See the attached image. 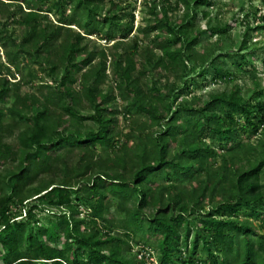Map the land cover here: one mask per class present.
<instances>
[{
  "label": "trees",
  "instance_id": "trees-1",
  "mask_svg": "<svg viewBox=\"0 0 264 264\" xmlns=\"http://www.w3.org/2000/svg\"><path fill=\"white\" fill-rule=\"evenodd\" d=\"M144 5L146 48L126 0H0V264H264V88L182 99L196 76L233 80L248 35L235 49L229 24L197 28L213 0ZM41 71L56 83L22 92Z\"/></svg>",
  "mask_w": 264,
  "mask_h": 264
},
{
  "label": "rangeland",
  "instance_id": "rangeland-1",
  "mask_svg": "<svg viewBox=\"0 0 264 264\" xmlns=\"http://www.w3.org/2000/svg\"><path fill=\"white\" fill-rule=\"evenodd\" d=\"M173 2L175 0H172ZM128 2L129 10L133 9L135 20H134V31L133 34H139V38L141 39V45L143 48L149 46V42L143 39L142 34L140 33V26L146 22L147 18V7L144 5V0H126ZM184 12V7H180L179 10H174L172 12V16L175 19H182V15ZM209 16L204 17L202 15V11L199 15V20L197 21V28L206 29L209 27V23L216 24H229V36L230 39L227 40V44H230V40H232V46L235 49H239L241 43L243 42L245 35H248V48L244 50L245 53L248 54L250 59V63L244 68H231V71L234 72V79L229 81H222L219 83H211L209 86H204V80L201 77L196 76V80L192 84L191 93L185 94L182 96L183 100L191 98L193 95L203 96L205 94L210 93L211 91L215 92H227L229 93L235 85H239L241 88V93L246 97H249L253 93L254 81L259 80L260 85L264 88V0H213V6L208 10ZM50 20L53 23H57V16L54 14L49 15ZM74 30L80 31L77 27L73 26ZM196 28V29H197ZM248 28H251L248 30ZM21 29L17 27V33H20ZM131 35V36H132ZM86 36V35H85ZM85 42L89 43V46L96 50L101 51L105 50L107 54L109 53V46L113 43L106 42L100 37L87 36L85 37ZM92 38V39H91ZM94 38V39H93ZM202 41L213 42L218 39V35H212L211 32H207L202 35ZM228 49V48H227ZM159 53V51H157ZM0 55L4 59L3 49L0 48ZM100 58H97L93 65L99 62ZM143 58H140L142 61ZM111 57L107 59V70L108 79L106 83L102 86L103 89H108L109 86H114L112 81V77L114 75V67ZM30 67L33 71L38 72V66L33 65L30 61L24 60L22 72L24 75H27ZM90 67L85 70H91ZM84 69H77L75 74L78 77L79 81L74 86L76 90H79L80 81L82 80ZM21 77V74H19ZM18 80V75L15 76ZM28 78V76H26ZM14 78V77H13ZM13 80V79H11ZM27 80V79H26ZM41 80L49 81L50 83H56V81L52 77H48V75L44 72H39V76L37 81H35L34 85L30 82L25 83L21 86L22 92H37V88L41 82ZM146 80V79H145ZM206 98V97H205ZM264 99V96H263ZM119 101V105L122 107L123 103L121 100ZM84 109V108H83ZM86 111V110H85ZM84 111V112H85ZM133 115L119 114L120 125L125 129V132L129 131L130 125L132 124ZM256 139L253 138V141ZM65 160L68 164L74 165L77 162V156L75 154H69L66 156ZM60 179L58 178L57 181ZM33 197L32 199H34ZM50 213L48 210L42 213H38V218L43 221V218ZM85 213V212H84ZM255 225L258 228L260 234H264V219L256 220ZM133 242V252H137L139 250V246L134 245ZM150 254V258H154L156 260V251H148Z\"/></svg>",
  "mask_w": 264,
  "mask_h": 264
},
{
  "label": "built area",
  "instance_id": "built-area-1",
  "mask_svg": "<svg viewBox=\"0 0 264 264\" xmlns=\"http://www.w3.org/2000/svg\"><path fill=\"white\" fill-rule=\"evenodd\" d=\"M106 41V40H105ZM150 260L154 261L157 264V261L152 257Z\"/></svg>",
  "mask_w": 264,
  "mask_h": 264
}]
</instances>
